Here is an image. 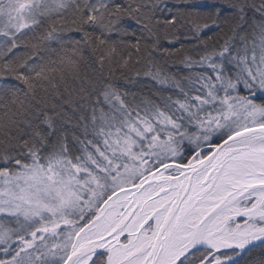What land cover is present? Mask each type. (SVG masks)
<instances>
[{
    "label": "snow or ice",
    "instance_id": "obj_1",
    "mask_svg": "<svg viewBox=\"0 0 264 264\" xmlns=\"http://www.w3.org/2000/svg\"><path fill=\"white\" fill-rule=\"evenodd\" d=\"M0 264H264V0H0Z\"/></svg>",
    "mask_w": 264,
    "mask_h": 264
}]
</instances>
